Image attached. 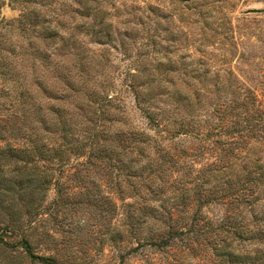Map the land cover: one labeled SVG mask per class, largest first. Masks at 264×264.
Returning a JSON list of instances; mask_svg holds the SVG:
<instances>
[{
	"label": "rangeland",
	"instance_id": "1",
	"mask_svg": "<svg viewBox=\"0 0 264 264\" xmlns=\"http://www.w3.org/2000/svg\"><path fill=\"white\" fill-rule=\"evenodd\" d=\"M25 9L31 13L26 31L17 28ZM11 22V32L0 29V166L5 168L0 174V201L5 203L0 206V227L12 216L20 221L4 235L9 245L0 244V264H52L28 254L20 243L23 234L34 253L53 256L59 264H234L214 255L217 239L149 243L151 231L159 229L158 220L128 194L129 183L141 179L117 174V169L109 175L106 164L87 172L82 145L94 131L143 132L152 142L142 164L151 157L162 162L168 149L180 157L175 159L177 167L165 164V176L171 180L177 170L181 175L191 167L193 176L201 177L198 169L211 162L264 167V0H4L0 26ZM15 47L9 59L17 68L10 70V80L29 86L28 98L37 107L24 110L31 109L40 142L58 147L65 126L72 143L81 146L61 154L54 150V159H42L54 171L52 179L35 180L22 197L7 189L14 180L9 168L15 165L1 160L8 153L6 140H1L2 115L13 98L1 85L6 80L4 49ZM150 80L163 81L153 85ZM176 87L183 95L191 93L193 106L185 110L192 111L197 133L170 139L149 124L136 95L174 108L177 96L173 99L169 93ZM154 110L159 111L149 108ZM45 114L47 127L34 120ZM25 131L22 126L21 137ZM114 143L119 144L111 146L117 151L130 149L124 141ZM184 149H195L198 155L181 154ZM261 187L258 205L242 214L249 222L254 212L264 220V184ZM10 203L12 208L6 206ZM29 204L31 222L26 216ZM224 208L212 203L203 214L216 220ZM131 215L149 221L134 220L140 224L132 232ZM157 218L168 220L166 212ZM169 225H161L160 237ZM263 236L237 240L233 247L263 252Z\"/></svg>",
	"mask_w": 264,
	"mask_h": 264
},
{
	"label": "trees",
	"instance_id": "2",
	"mask_svg": "<svg viewBox=\"0 0 264 264\" xmlns=\"http://www.w3.org/2000/svg\"><path fill=\"white\" fill-rule=\"evenodd\" d=\"M2 1L4 0H0V4H2ZM30 16L31 13L25 9L18 19L19 26L17 28L25 31L30 29L31 25L29 28L27 27V20ZM13 24L12 22L4 24L0 26V29L6 28V31L11 32L15 29ZM1 38H3L5 43L9 41L6 34H2ZM9 44L7 43L8 46ZM4 50L3 64L5 65L4 75L6 80L1 85L5 94L13 98L9 100V106L7 105V110L2 115L3 135L5 136L1 140H6V146L8 147L6 152L8 153H6V156H2L1 160L3 163L15 165L13 168L11 166L10 168L8 167L11 169L10 173L14 180L10 181L12 183L7 189L18 192L22 197L27 194V191H31L34 182H36L35 180L48 182L52 179L54 171L42 163V159L51 161L54 159L53 154H51L54 150H59L61 154L66 149L79 151L81 146L72 143L66 134L68 130L65 126L62 127L63 130L59 134L62 142H60L58 147L44 140L40 142V131H36L37 126L34 125L33 117H31L33 113H31V109L24 110L29 105H32L33 108L37 107L28 98L30 95L29 86L19 80H13L14 82L10 80V70H16L17 66L9 59V54L12 55L13 51L17 50V47L11 51L7 50V48ZM162 81L150 80V83L155 85V82ZM169 94L173 96V99L177 96L176 102L174 101L173 104L174 108L167 106L166 102L164 104H155L143 94L136 95L138 105L142 107L141 109L149 120V124L165 133V138L172 139L175 135L181 133L196 134V124L192 111L189 109L185 110V107H189L194 101L191 93L183 95L180 89L176 87ZM38 105L40 108L42 107V105ZM158 105L161 106L158 107ZM15 107L16 109L12 110ZM181 107H184V110ZM149 108H157L159 111L156 112L154 110L151 112ZM34 120L42 122L44 127H47L46 123L50 121V119H47V114L38 116ZM22 126L28 131L23 132L21 137ZM48 138L46 137L45 139ZM87 139V143L85 142L82 145V147H85L84 154L87 160L84 162V169L87 172L91 171V166L106 164L107 168L111 170L109 175L117 169V174H123L124 172L128 176L135 175V177H139L141 181L129 183L130 190L128 194L132 195L136 199L135 202L142 208L146 207L144 212L149 213L150 218L156 217L159 229H161L162 224L167 225V222L170 221V225L163 236L160 237L161 232L159 229L151 231V236H149L151 242L149 243L168 246L171 242L176 241L189 243L192 239L196 240V242L197 239L198 242L201 239H217L218 241L214 242L212 251H214V255L221 259L234 264H264V251L252 253L233 247L237 240H254L257 236L264 233V220L259 219L258 212L253 213V220L250 222L242 215L246 207H251L249 210L253 211L258 205L263 191L261 186L264 184V167L262 165L211 162L208 163L206 169H202V167L198 169L202 173L201 177L193 176L191 167L188 171L182 172L183 174L181 175L179 174L181 170H177L178 174L171 180L165 176L168 169L165 164L168 161L177 167L178 160L175 159H180V157H176V153L168 149L170 153L167 152L162 157V162L159 157L157 160L151 157L147 163L142 164L144 151L152 142L151 137L143 132L135 130L94 131L89 134ZM115 140H118L119 143L124 141V145L130 149L117 151L111 147L119 146V144L114 143ZM13 142H20V144L15 146ZM108 147L112 150H108ZM74 148L76 150H73ZM173 149H177V145ZM185 153H189L190 157L198 155L195 149L191 151L181 150V154ZM150 155L153 156L151 153ZM146 171L147 174H145ZM4 172V166H0V174ZM121 199H124V196H121ZM152 200L155 202H151ZM167 202H170L169 207L165 206ZM212 203L221 204L222 207H225L223 212L216 217V220L203 214V208ZM1 205H5V203L0 201ZM6 206L12 208L14 204L10 203L6 204ZM130 206L133 205L130 204ZM27 207V221L31 222L33 219L32 205L29 204ZM159 210H162V212L158 213ZM175 211H179L180 216H175ZM163 212H166L168 218L166 221L157 218ZM12 213H16V211L12 210ZM130 217L132 232L137 231L140 224H137L134 220L139 222L149 221L146 217L143 219L141 216L135 215ZM9 221L5 227H0V244L2 245H9L5 241L4 235H7L11 229L10 226L16 225L20 219L18 220V218L12 216ZM11 234L16 235L17 233L11 231ZM262 239H264V236ZM20 240V243H22L32 258L45 263L59 264L53 256H43L34 253L31 249L30 240L26 235L23 234Z\"/></svg>",
	"mask_w": 264,
	"mask_h": 264
}]
</instances>
